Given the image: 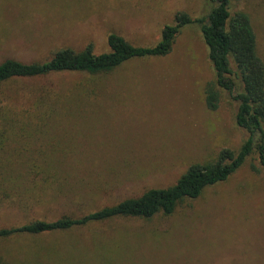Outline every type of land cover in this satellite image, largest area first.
I'll use <instances>...</instances> for the list:
<instances>
[{"label": "rangeland", "instance_id": "1", "mask_svg": "<svg viewBox=\"0 0 264 264\" xmlns=\"http://www.w3.org/2000/svg\"><path fill=\"white\" fill-rule=\"evenodd\" d=\"M208 0H0V63H42L59 49L108 51L106 37L154 45L174 16ZM250 21L264 63V0H229ZM198 27L163 57L102 74L62 72L0 82V229L78 218L175 183L193 164L246 140L237 102L215 87ZM0 264H264V169L251 152L224 182L150 219L115 218L0 239Z\"/></svg>", "mask_w": 264, "mask_h": 264}, {"label": "trees", "instance_id": "2", "mask_svg": "<svg viewBox=\"0 0 264 264\" xmlns=\"http://www.w3.org/2000/svg\"><path fill=\"white\" fill-rule=\"evenodd\" d=\"M212 7L206 16L190 19L174 16L172 25L160 30L158 41L148 47H135L120 36L106 37L108 51L94 54L90 44L78 52L64 48L55 51L42 63L23 64L13 60L0 63V82L12 78H35L62 72L96 75L110 72L121 64L169 53L174 37L189 24L198 27L213 71V84L204 88L205 107L216 108L215 87L226 91L237 102L234 124L247 134L236 153L221 150L212 162L190 165L175 181L163 189H149L139 197L122 200L78 218L63 217L54 221H33L0 229V239L17 235H41L63 232L91 223L115 218L150 219L156 214H172L178 203L197 198L205 188L224 182L254 152L264 169V63L256 54L255 36L248 16L229 11V0H208Z\"/></svg>", "mask_w": 264, "mask_h": 264}]
</instances>
